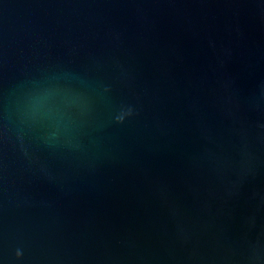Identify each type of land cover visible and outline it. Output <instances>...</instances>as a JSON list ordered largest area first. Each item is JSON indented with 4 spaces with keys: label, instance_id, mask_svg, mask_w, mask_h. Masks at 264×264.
<instances>
[{
    "label": "water",
    "instance_id": "water-1",
    "mask_svg": "<svg viewBox=\"0 0 264 264\" xmlns=\"http://www.w3.org/2000/svg\"><path fill=\"white\" fill-rule=\"evenodd\" d=\"M0 264H264V0H0Z\"/></svg>",
    "mask_w": 264,
    "mask_h": 264
},
{
    "label": "clouds",
    "instance_id": "clouds-1",
    "mask_svg": "<svg viewBox=\"0 0 264 264\" xmlns=\"http://www.w3.org/2000/svg\"><path fill=\"white\" fill-rule=\"evenodd\" d=\"M19 255H20V252H19V251H17V257H19Z\"/></svg>",
    "mask_w": 264,
    "mask_h": 264
}]
</instances>
